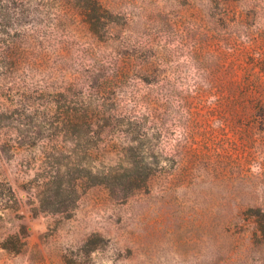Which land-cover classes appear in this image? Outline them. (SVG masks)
<instances>
[{
	"label": "rangeland",
	"instance_id": "rangeland-1",
	"mask_svg": "<svg viewBox=\"0 0 264 264\" xmlns=\"http://www.w3.org/2000/svg\"><path fill=\"white\" fill-rule=\"evenodd\" d=\"M98 1L0 0V264H264V0Z\"/></svg>",
	"mask_w": 264,
	"mask_h": 264
},
{
	"label": "trees",
	"instance_id": "trees-1",
	"mask_svg": "<svg viewBox=\"0 0 264 264\" xmlns=\"http://www.w3.org/2000/svg\"><path fill=\"white\" fill-rule=\"evenodd\" d=\"M93 10L96 11V12H104V8L102 7L101 5V2L98 1V0H93ZM261 121L263 120V116H261Z\"/></svg>",
	"mask_w": 264,
	"mask_h": 264
}]
</instances>
